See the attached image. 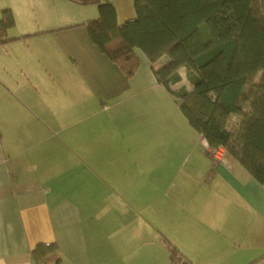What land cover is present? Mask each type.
<instances>
[{"label": "crops", "instance_id": "1", "mask_svg": "<svg viewBox=\"0 0 264 264\" xmlns=\"http://www.w3.org/2000/svg\"><path fill=\"white\" fill-rule=\"evenodd\" d=\"M58 16L0 43L30 51L0 71V264H174L168 242L190 264H264V183L215 161L155 75L169 58L136 49L128 77L91 39L96 17Z\"/></svg>", "mask_w": 264, "mask_h": 264}, {"label": "trees", "instance_id": "2", "mask_svg": "<svg viewBox=\"0 0 264 264\" xmlns=\"http://www.w3.org/2000/svg\"><path fill=\"white\" fill-rule=\"evenodd\" d=\"M87 22L91 39L128 77L140 66L136 49L152 62L169 60L155 75L179 102L189 124L210 145H223L253 177L264 183V0H135L136 17L117 21L106 0ZM15 25L11 9L0 16V43ZM185 68L192 89L181 85ZM174 264H190L168 242ZM53 245L39 244L41 257Z\"/></svg>", "mask_w": 264, "mask_h": 264}, {"label": "rangeland", "instance_id": "3", "mask_svg": "<svg viewBox=\"0 0 264 264\" xmlns=\"http://www.w3.org/2000/svg\"><path fill=\"white\" fill-rule=\"evenodd\" d=\"M10 5H12L16 16V25L10 29V35L21 34L29 26L33 30L37 29L39 26L49 23L50 17L58 18V15L63 13L72 14L81 21L92 19L99 15L97 4H79L71 0H32L29 3L28 0H0V16L3 9L11 7ZM94 11H96V15L93 14ZM6 44H0V71L2 70L1 64L5 59L17 57L21 50H26L30 54V51L26 49L27 47L26 45L24 46L22 41L11 40ZM35 54L36 50L34 49V56ZM163 57L165 60L168 59L167 55ZM179 70L184 76L183 82L186 84L184 86L192 89L185 68L182 67Z\"/></svg>", "mask_w": 264, "mask_h": 264}, {"label": "built area", "instance_id": "4", "mask_svg": "<svg viewBox=\"0 0 264 264\" xmlns=\"http://www.w3.org/2000/svg\"><path fill=\"white\" fill-rule=\"evenodd\" d=\"M208 149L217 163H226L229 152L223 145L213 146L208 144Z\"/></svg>", "mask_w": 264, "mask_h": 264}]
</instances>
